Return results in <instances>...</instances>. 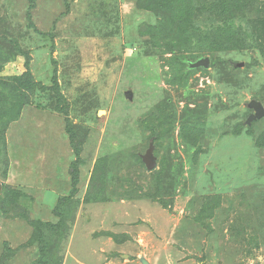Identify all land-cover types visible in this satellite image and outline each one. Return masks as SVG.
Segmentation results:
<instances>
[{
    "label": "rangeland",
    "instance_id": "rangeland-1",
    "mask_svg": "<svg viewBox=\"0 0 264 264\" xmlns=\"http://www.w3.org/2000/svg\"><path fill=\"white\" fill-rule=\"evenodd\" d=\"M225 1L0 0V264H264V117L247 123L264 0ZM167 17L259 45L207 52L157 31ZM65 199L42 250L32 222H59Z\"/></svg>",
    "mask_w": 264,
    "mask_h": 264
},
{
    "label": "trees",
    "instance_id": "trees-1",
    "mask_svg": "<svg viewBox=\"0 0 264 264\" xmlns=\"http://www.w3.org/2000/svg\"><path fill=\"white\" fill-rule=\"evenodd\" d=\"M233 0H226L225 5H226V10L229 11L234 5L235 2H232ZM181 6V0H179V6ZM177 7V8H178ZM168 5H165V9H169V11H175L177 14V8L174 10ZM182 9V8H180ZM170 17V16H169ZM158 29L165 30V32H172L175 35H179L180 37L178 38V43H182V38L186 42L184 44H190V43H198L205 51L207 52H215V51H224L232 48V43L238 44L241 48H252V47H257L259 45V42L257 40H253V32L251 31H245L244 28L240 25L239 28H236L233 23H229L228 25L225 24H218L214 22L213 20H210V22L206 23L204 27L200 28L199 25L191 24L189 25L188 22H183L181 20L180 22H175L171 20V18L168 19L165 18L164 21L157 26V31ZM153 30V29H152ZM248 36L250 38H248ZM156 37V36H154ZM173 49V48H172ZM171 49V50H172ZM28 76V77H27ZM19 81V86L21 88H28L32 85V78L29 77V75H23L19 78H17ZM55 91L57 88V93L59 92L58 88V81L55 80ZM61 97V96H60ZM6 125V123H5ZM190 130L192 129L193 132H197L196 135L192 136V144L194 146H198L199 142V135H200V130L198 126L193 124L190 127H187ZM259 144H262V142H257ZM170 167V166H169ZM167 167V169L169 168ZM78 165H75V172L78 170ZM173 167L166 171V169H161L159 173L155 175L157 179L160 180V178L164 175L167 174L169 171L171 172ZM74 172L73 176V192L76 191V187L78 185L79 181V175L78 173ZM160 186H158L159 188ZM7 192H9V196H13L16 194L15 190L11 189H6ZM160 195H162V190H158ZM74 195L72 196H75ZM72 197H70L71 199ZM70 199H65L63 201H60L58 204V207L56 208L57 215L60 217V221L57 223L53 222H45V221H34L32 222L35 228V231L37 232L38 236V241L39 244H41L42 250L49 245L50 239L53 236H58L59 233L61 234L62 230L66 227L65 221L67 216H70L72 212H69L70 209L68 207L73 208ZM214 202V201H213ZM215 203V202H214ZM42 261L44 264H49V262L46 260V254L43 255Z\"/></svg>",
    "mask_w": 264,
    "mask_h": 264
},
{
    "label": "water",
    "instance_id": "water-1",
    "mask_svg": "<svg viewBox=\"0 0 264 264\" xmlns=\"http://www.w3.org/2000/svg\"><path fill=\"white\" fill-rule=\"evenodd\" d=\"M191 66H193V67L204 66L205 68H209L210 67V58L205 57L203 59H200V60L192 63ZM126 97H128L129 99H132L131 92H127ZM248 106L254 110V113L251 114L250 117L248 118V121H247L248 124H251L253 121L259 120V119L264 117V105L261 101L252 100L248 104ZM143 159H144V162L149 169H154L157 166V160L153 156V151L151 149L148 151V153L146 155H144ZM1 187H2V185L0 183V192H1ZM140 261L142 264H151L149 262V260H147L145 257H142L140 259Z\"/></svg>",
    "mask_w": 264,
    "mask_h": 264
}]
</instances>
